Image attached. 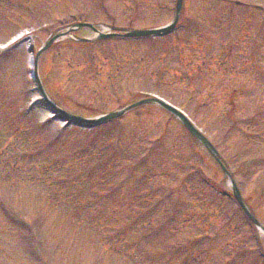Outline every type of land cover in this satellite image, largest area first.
I'll list each match as a JSON object with an SVG mask.
<instances>
[{
    "label": "rangeland",
    "instance_id": "rangeland-1",
    "mask_svg": "<svg viewBox=\"0 0 264 264\" xmlns=\"http://www.w3.org/2000/svg\"><path fill=\"white\" fill-rule=\"evenodd\" d=\"M175 4L176 0H0V150L5 152L0 153V181L5 179L3 157L15 153L14 147L30 149L29 144L63 154L71 170L78 165L77 172H85L91 183L104 173L105 167L94 172L90 167L103 154V144L111 148L113 134L118 137V154L126 150L131 160L109 168L110 174L105 171L107 187L85 183L75 200L69 197L64 203L58 199L63 190L56 183L50 186L46 174L35 180L33 169L6 184L2 198L13 216L0 215V264H264V233L248 223L232 200L227 176L161 106L141 104L122 114L118 124L87 131L73 124L63 130V122L51 119L37 102L27 49L35 54L51 36L67 32L37 57L38 80L50 100L80 118L120 110L148 93L181 105L223 154L231 181L264 225V26L254 28L259 23L257 13L251 12L244 31L236 6H224L231 24L220 31L176 28L167 39L132 37L131 30L173 20L178 14ZM222 4L182 0L177 20L188 26L203 20L199 28L205 29L211 24L209 10ZM80 13L95 29L116 31L117 36L99 40L93 28L74 26L71 14ZM255 31L257 40L252 38ZM196 41L199 47L193 45ZM226 58L233 70L222 71L215 61ZM206 91L207 101L202 99ZM234 101L238 103L232 107ZM230 117L234 125L226 122ZM228 126L234 128L226 130ZM5 136L10 142H3ZM93 141V153L78 152ZM136 155L139 163L128 167ZM16 156L20 155L8 159ZM203 175L217 188L203 184ZM172 213L175 218L169 220ZM87 215L92 220L83 218ZM134 217L139 220L130 228ZM181 221L186 226H178ZM177 247L185 252L174 253ZM159 250L165 255L153 256Z\"/></svg>",
    "mask_w": 264,
    "mask_h": 264
},
{
    "label": "trees",
    "instance_id": "trees-1",
    "mask_svg": "<svg viewBox=\"0 0 264 264\" xmlns=\"http://www.w3.org/2000/svg\"><path fill=\"white\" fill-rule=\"evenodd\" d=\"M31 158L29 157H24V158H15V161L12 162V166L10 167V170L12 171V167H15V166H19V169L16 168L15 171H12V172H16L17 173V176L18 175H22V176H19L18 178H23L25 175L26 172H28L26 169L29 167V163H30V160ZM42 165L39 164V167L38 168H42L41 167ZM26 170V171H25Z\"/></svg>",
    "mask_w": 264,
    "mask_h": 264
},
{
    "label": "water",
    "instance_id": "water-1",
    "mask_svg": "<svg viewBox=\"0 0 264 264\" xmlns=\"http://www.w3.org/2000/svg\"><path fill=\"white\" fill-rule=\"evenodd\" d=\"M138 33H145V32H138ZM166 108L170 111H172L174 113V110L171 108V107H168L166 106ZM115 114L111 113L110 115H106V116H103L101 118H103V120L105 119H108V118H111V116H114ZM186 124V123H185ZM187 128L190 130V132L194 133L196 136H198L200 139V135L198 133H196L192 128H190V126L188 124H186Z\"/></svg>",
    "mask_w": 264,
    "mask_h": 264
}]
</instances>
